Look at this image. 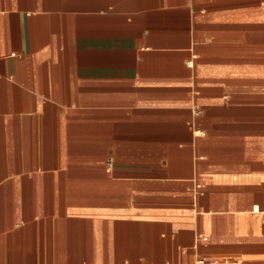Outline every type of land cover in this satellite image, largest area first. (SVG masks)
<instances>
[{"label": "crops", "instance_id": "1", "mask_svg": "<svg viewBox=\"0 0 264 264\" xmlns=\"http://www.w3.org/2000/svg\"><path fill=\"white\" fill-rule=\"evenodd\" d=\"M199 258L264 264V0H0V264Z\"/></svg>", "mask_w": 264, "mask_h": 264}, {"label": "built area", "instance_id": "2", "mask_svg": "<svg viewBox=\"0 0 264 264\" xmlns=\"http://www.w3.org/2000/svg\"><path fill=\"white\" fill-rule=\"evenodd\" d=\"M253 210L254 211H258V208L257 207H254ZM203 263H204V259L199 258L198 259V264H203Z\"/></svg>", "mask_w": 264, "mask_h": 264}]
</instances>
